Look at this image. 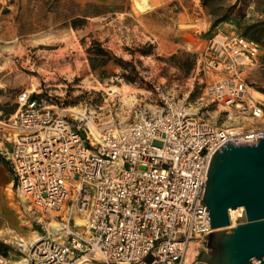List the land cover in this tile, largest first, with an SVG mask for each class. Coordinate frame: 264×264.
<instances>
[{"label": "built area", "instance_id": "1", "mask_svg": "<svg viewBox=\"0 0 264 264\" xmlns=\"http://www.w3.org/2000/svg\"><path fill=\"white\" fill-rule=\"evenodd\" d=\"M207 42L196 64L208 76L201 98L229 118H263L246 74L260 44L221 31ZM17 102L1 152L13 185L49 229L19 259L0 253V264H183L190 244L213 231L203 202L212 155L228 140L264 137V126L218 127L164 92L159 113L139 107L119 124L29 90Z\"/></svg>", "mask_w": 264, "mask_h": 264}, {"label": "rangeland", "instance_id": "2", "mask_svg": "<svg viewBox=\"0 0 264 264\" xmlns=\"http://www.w3.org/2000/svg\"><path fill=\"white\" fill-rule=\"evenodd\" d=\"M136 1L0 0V241L9 246L11 260L21 258L28 244L49 229L13 185L2 158L8 146L6 124L18 109L20 92L29 90L60 108H87L99 122L117 124L130 122L139 107L159 113L164 92L185 99L191 112L218 127L264 126V117L254 123L229 118L224 107L202 99L208 76L196 69L216 32L243 34L260 44L258 59L246 74L253 96L254 91L264 94V0H146L148 8L142 11ZM75 19L81 20L76 27ZM93 39L133 61L145 81L115 77L120 68L113 63L101 78L86 52ZM149 44L153 53L143 55ZM193 243L196 255L190 264H205L196 257L206 249V240Z\"/></svg>", "mask_w": 264, "mask_h": 264}, {"label": "water", "instance_id": "3", "mask_svg": "<svg viewBox=\"0 0 264 264\" xmlns=\"http://www.w3.org/2000/svg\"><path fill=\"white\" fill-rule=\"evenodd\" d=\"M212 156L203 202L213 231L204 236L206 249L196 259L264 264V137L245 145L228 140ZM241 206L246 221L231 226L230 209Z\"/></svg>", "mask_w": 264, "mask_h": 264}, {"label": "trees", "instance_id": "4", "mask_svg": "<svg viewBox=\"0 0 264 264\" xmlns=\"http://www.w3.org/2000/svg\"><path fill=\"white\" fill-rule=\"evenodd\" d=\"M79 19L72 21L73 26L79 25ZM85 41L83 40V44ZM154 50V45L149 44L142 54H152ZM88 54V59L90 66L94 72H99V76L102 78L105 73V67L113 63L115 66L120 68L119 72H114L113 75L117 78L123 79L126 82L137 83L138 81L144 82L143 77L139 75L140 71L137 69L136 65L131 60H125L122 57L116 56L110 49L104 46L103 42L97 39H93L91 44L86 48ZM176 55L174 54L173 57ZM4 162L8 165V162L4 157H2ZM9 167V165H8ZM9 246L4 242L0 241V253L7 255Z\"/></svg>", "mask_w": 264, "mask_h": 264}, {"label": "bare ground", "instance_id": "5", "mask_svg": "<svg viewBox=\"0 0 264 264\" xmlns=\"http://www.w3.org/2000/svg\"><path fill=\"white\" fill-rule=\"evenodd\" d=\"M136 1V0H135ZM147 1L146 0H137L136 1V5L138 7V9H140L141 11L148 8L147 7ZM147 11V10H146ZM130 96L129 98H132L134 95H128ZM254 96L258 99V98H264V94H262L261 92L258 91H254ZM127 98V97H126ZM129 101V100H128ZM236 121V120H235ZM251 123V122H250ZM227 125V124H226ZM12 191V189H11ZM245 211V208L243 206L238 207L236 209L231 208L230 209V215L233 221V224H235L238 220L237 217L242 215L243 216V212ZM235 212V213H234ZM79 222H81L80 220H78ZM55 225V224H54ZM3 232V231H2ZM38 239H40V237H35L34 241H37ZM18 242L19 243H27V241H25L23 238H18ZM33 242L29 243L28 246H30ZM195 247L196 245L192 242L186 252V257L184 260L183 264H190L191 262H193L194 258H195ZM205 263V262H204ZM206 264V263H205Z\"/></svg>", "mask_w": 264, "mask_h": 264}]
</instances>
